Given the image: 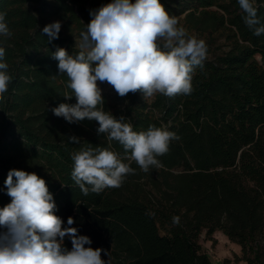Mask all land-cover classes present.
Returning <instances> with one entry per match:
<instances>
[{
	"label": "trees",
	"instance_id": "obj_1",
	"mask_svg": "<svg viewBox=\"0 0 264 264\" xmlns=\"http://www.w3.org/2000/svg\"><path fill=\"white\" fill-rule=\"evenodd\" d=\"M110 2L0 0L12 32L0 37L12 77L0 100V207L11 202L9 170L35 172L47 182L63 226L71 216V227L104 249L110 264H211L198 241L216 231L239 246L241 261L264 264V35L245 25L238 0H160L207 46L193 91L144 99L139 91L120 97L112 87L102 93L104 109L134 131L164 126L180 138L147 173L125 160L135 174L119 188L84 195L72 180L71 154L109 142L95 120L70 124L53 114L60 103L76 101L64 99L68 78L51 53L63 47L76 55L90 12ZM255 5L264 22V0ZM55 21L62 26L50 42L42 29ZM111 147L124 155L118 142ZM64 246L71 250L68 237Z\"/></svg>",
	"mask_w": 264,
	"mask_h": 264
},
{
	"label": "clouds",
	"instance_id": "obj_2",
	"mask_svg": "<svg viewBox=\"0 0 264 264\" xmlns=\"http://www.w3.org/2000/svg\"><path fill=\"white\" fill-rule=\"evenodd\" d=\"M238 4L245 25L254 35H264L255 0H238ZM90 15L80 32L76 55L63 47L51 53L58 61V72L68 78L64 99L76 101L60 103L51 109L53 114L70 124L95 120L97 133L109 142V147L89 146L71 154V178L84 195L121 187L128 175L135 174L125 160L134 161L145 173L160 167L158 157L180 138L164 126L134 131L123 116L117 119L104 109L98 82H107L120 97L138 91L144 99L157 94L189 95L193 74L207 58L205 42L179 27L160 0H111ZM61 26L60 21L49 23L42 33L51 42L59 38ZM11 36L6 14L0 13V37ZM11 80L5 48L0 47V100ZM68 139L80 142L76 136ZM113 141L122 146L123 156L112 149ZM4 185L11 202L0 207V264H110L102 259L104 249L92 248L91 239L71 227L75 222L71 216L68 227L63 226L45 179L35 172L11 169ZM65 237L71 240V250L64 246Z\"/></svg>",
	"mask_w": 264,
	"mask_h": 264
},
{
	"label": "rangeland",
	"instance_id": "obj_3",
	"mask_svg": "<svg viewBox=\"0 0 264 264\" xmlns=\"http://www.w3.org/2000/svg\"><path fill=\"white\" fill-rule=\"evenodd\" d=\"M98 84L102 93H107L112 88L107 82H98ZM198 242L211 264H246L240 260L239 246L230 243L220 231L214 232L211 240L205 239L202 233Z\"/></svg>",
	"mask_w": 264,
	"mask_h": 264
}]
</instances>
